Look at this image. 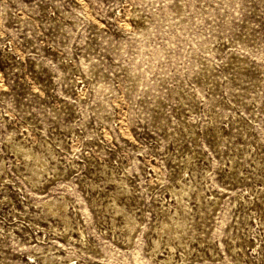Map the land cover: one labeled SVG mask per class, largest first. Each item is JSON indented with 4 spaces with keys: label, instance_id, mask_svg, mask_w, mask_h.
I'll return each instance as SVG.
<instances>
[{
    "label": "rangeland",
    "instance_id": "obj_1",
    "mask_svg": "<svg viewBox=\"0 0 264 264\" xmlns=\"http://www.w3.org/2000/svg\"><path fill=\"white\" fill-rule=\"evenodd\" d=\"M0 264H264V0H0Z\"/></svg>",
    "mask_w": 264,
    "mask_h": 264
}]
</instances>
